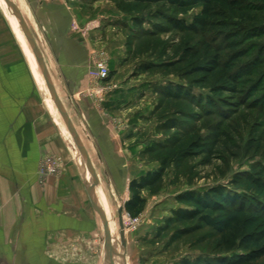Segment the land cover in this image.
Returning <instances> with one entry per match:
<instances>
[{"label":"crops","instance_id":"obj_1","mask_svg":"<svg viewBox=\"0 0 264 264\" xmlns=\"http://www.w3.org/2000/svg\"><path fill=\"white\" fill-rule=\"evenodd\" d=\"M14 3L26 13L104 192L111 189L127 203L130 183L155 168L143 160L148 149L144 83L129 81L121 18L108 0ZM103 60L115 90L100 101L90 95L89 71ZM34 82L31 68L2 67L0 59V264H59L69 248L82 244L87 249V239L99 228L78 153L74 156ZM48 157L63 159L62 176H40V163Z\"/></svg>","mask_w":264,"mask_h":264},{"label":"rangeland","instance_id":"obj_2","mask_svg":"<svg viewBox=\"0 0 264 264\" xmlns=\"http://www.w3.org/2000/svg\"><path fill=\"white\" fill-rule=\"evenodd\" d=\"M108 1L113 14L121 18L118 27L126 56L123 64L126 70H129V81L132 84L144 83L142 102L146 105L144 131L148 149L143 155V160L147 168L155 170L162 167L164 160L168 164L159 192L154 195L149 191L143 193L146 206L140 216L134 218L129 216L125 208L127 199L125 196L114 195L108 188L105 192L111 207L116 238L120 244V213L124 218L127 263L182 264L183 261L204 263L221 258L222 255L235 257L246 253L243 249L226 253L217 243V233L208 227H201L188 235L180 234L179 226L173 225L163 231L161 229L171 217L172 210L180 208L176 197L183 192L193 190L204 193L209 188L219 185L233 193L251 191L255 194L243 176L246 173H257V167L264 166V84L259 83L264 81V34L261 33L259 38L252 39L246 37V34L255 32L256 29L253 27L264 23V0H240L246 6L257 9L251 16L253 18L251 22L235 19L239 15L230 16L231 24L226 31L240 33L235 41L237 47L239 50L247 49L250 54L249 59L242 62L261 63L252 78L243 79L239 95L232 100L226 99L229 104L223 115L204 113L195 103L172 100L161 94L170 86H181L196 99L206 100L212 97L211 88L214 82L205 80L204 83L203 79L192 71L200 63L204 64V45L208 43V35L180 32L164 23L158 15L172 17L177 15L170 9L166 12L167 9H163L162 6ZM20 9L26 19V13L21 7ZM199 13L200 10H195L177 18L190 24ZM15 19L5 1L0 0L2 67L3 64L5 67L10 65L14 70L21 72L31 68L36 80L35 88L37 86L35 84H38V92L45 102L47 100L46 104L52 118L62 130L73 154L78 153L52 100L22 28ZM221 32L214 30L209 36L212 37V45L224 54L228 52L225 46L227 39ZM190 54H198L202 58L191 60L188 58ZM35 70L39 79L35 76ZM255 88L257 89L253 95L248 96ZM208 139L216 140L212 148L199 145ZM75 158L87 184L92 187L101 214L104 215L100 196L90 179L91 175L84 160L79 155ZM174 159L175 162H172ZM61 163V169L53 176L55 178L66 172L62 158ZM100 178L104 181L103 174H100ZM97 218L99 228L94 237L87 239L88 248L82 244L69 248L64 256L58 259L59 264H106L102 260L104 225L100 216ZM136 219H140L138 223L134 222Z\"/></svg>","mask_w":264,"mask_h":264},{"label":"trees","instance_id":"obj_3","mask_svg":"<svg viewBox=\"0 0 264 264\" xmlns=\"http://www.w3.org/2000/svg\"><path fill=\"white\" fill-rule=\"evenodd\" d=\"M117 1L126 4L162 6L163 9H167L166 12H169V9L173 10V14L177 16L200 10V13L193 18L190 24L179 20L177 16L158 15V17L180 32L208 35V43L204 45V64L200 63L192 71L194 74L199 75L204 83L205 80L214 82V86L211 88L213 95L206 100L203 98L196 99L185 88L170 86L162 91L161 94L164 97L176 101L184 100L195 103L207 114L223 115L229 104L226 99L232 100L239 95L243 79L252 78L261 63L260 61L257 63L242 62L244 59H249L250 54L247 49L239 50L237 47L235 41L240 33L227 32L232 20L230 16L239 15L238 18H234L246 22L253 21L251 16L257 9L246 6L240 0ZM254 28L256 31L246 34V37H250V39L259 38L261 33L264 34V23ZM214 30L222 31L221 33H223L225 39L228 40L225 43L227 53L219 52L212 45V37L209 35ZM188 58L197 60V58L202 57L198 54H190ZM259 83L264 84V81L262 80ZM256 89L251 90L252 92L248 96L253 95ZM215 144L216 140L208 139L207 142H202L199 145L203 147L211 146L212 148ZM175 160H172V162H175ZM167 166L168 164L164 160L162 167L158 170L148 172L139 180L130 183L129 190L132 193V198L125 204L129 216L134 218L144 212L146 199L143 197V193L149 191L154 195L159 192L163 185ZM257 169V173H246L243 176L244 181L253 188L255 194H252L251 191L233 193L218 185L209 188L204 193L190 190L176 197L180 208L172 210L171 217L166 220L161 231L174 225L181 228L180 234L188 235L198 231L201 227H208L217 233V243L226 253H232L239 249L246 251V253L235 257L222 255L221 258L209 262L191 263L183 261L182 264H264V166H258Z\"/></svg>","mask_w":264,"mask_h":264},{"label":"water","instance_id":"obj_4","mask_svg":"<svg viewBox=\"0 0 264 264\" xmlns=\"http://www.w3.org/2000/svg\"><path fill=\"white\" fill-rule=\"evenodd\" d=\"M8 8L12 11L13 15L18 20L23 34L28 42V45L30 49L32 50L34 57L38 63L39 69L45 79L46 86L51 94L52 100L54 104L56 105V108L58 109L67 129L70 133V136L72 137L79 153L82 159L86 162L87 168L90 172L93 184L95 189L101 188L100 180L98 177V174L96 173V169L94 167V164L92 162V159L79 135L77 132L61 98L59 97L55 86L53 84L52 78L49 74V71L47 69L46 63L44 61L43 55L39 49L38 44L36 43V40L32 34V31L26 22V19L24 18L21 10L19 7L12 1V0H4ZM88 191L90 193L91 202L93 205L94 210L97 212V214L100 216L101 221L104 225V232H105V240H104V246H103V252H102V260L106 262V264H128L127 263V255H126V247H127V240L125 235V226H124V218L120 213V220H119V226H120V235H121V244L117 240L115 236V230L114 225L109 223L108 215L104 211V215L101 214V211L97 205V202L95 201V195L92 192V187L88 184ZM103 253L105 255H103Z\"/></svg>","mask_w":264,"mask_h":264},{"label":"built area","instance_id":"obj_5","mask_svg":"<svg viewBox=\"0 0 264 264\" xmlns=\"http://www.w3.org/2000/svg\"><path fill=\"white\" fill-rule=\"evenodd\" d=\"M89 78L92 82L90 95H93L98 100L107 97L113 90V86L109 80L111 78V71L105 60L96 63L89 71ZM62 167L61 158L48 157L40 163L39 174L42 178H50L56 175ZM140 219L134 222L138 223Z\"/></svg>","mask_w":264,"mask_h":264},{"label":"bare ground","instance_id":"obj_6","mask_svg":"<svg viewBox=\"0 0 264 264\" xmlns=\"http://www.w3.org/2000/svg\"><path fill=\"white\" fill-rule=\"evenodd\" d=\"M12 12V11H11ZM15 17V16H14ZM16 18V17H15ZM16 21H18L17 19H15ZM19 23V22H18ZM20 25V24H19ZM36 71V70H35ZM34 71V72H35ZM76 128V127H75ZM77 130V129H76ZM78 132V131H77ZM70 134V133H69ZM72 138V137H71ZM72 141H73V139H72ZM74 142V141H73ZM74 145H75V143H74ZM75 147H76V145H75ZM76 150H77V152H78V155H79V157H81L80 156V153H79V151H78V149H77V147H76ZM82 158V157H81ZM85 162V161H84ZM84 164V163H83ZM85 164H86V162H85ZM87 166V165H86ZM91 179V178H90ZM97 192H98V195L100 196V199H101V202H102V205H103V208H104V211L107 213V215H108V220H109V223H110V225L111 224H113L114 225V230H115V224H114V220H113V217H112V212H111V207H110V204L108 203V199H107V197H106V194H105V192H104V189L101 187V188H98L97 189ZM115 236H116V230H115Z\"/></svg>","mask_w":264,"mask_h":264}]
</instances>
